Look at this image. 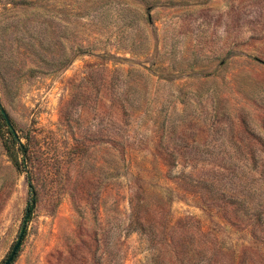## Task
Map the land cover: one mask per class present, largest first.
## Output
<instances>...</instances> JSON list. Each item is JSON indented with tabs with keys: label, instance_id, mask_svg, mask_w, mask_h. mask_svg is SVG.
<instances>
[{
	"label": "rangeland",
	"instance_id": "rangeland-1",
	"mask_svg": "<svg viewBox=\"0 0 264 264\" xmlns=\"http://www.w3.org/2000/svg\"><path fill=\"white\" fill-rule=\"evenodd\" d=\"M0 264H264V0H0Z\"/></svg>",
	"mask_w": 264,
	"mask_h": 264
},
{
	"label": "water",
	"instance_id": "water-1",
	"mask_svg": "<svg viewBox=\"0 0 264 264\" xmlns=\"http://www.w3.org/2000/svg\"><path fill=\"white\" fill-rule=\"evenodd\" d=\"M1 112L7 122V125L10 129H12L14 132V128H13V125L11 123V120L8 116V114L6 113V111L2 108L1 109ZM16 133V132H15ZM33 198H35V193H33ZM36 206V202L33 201L32 204H31V208H28L27 210V213H26V216H25V221H24V224L22 226V229H21V232H20V235H19V238H18V241L17 243L15 244V246L13 247L9 257L5 260V262L3 264H13L18 256V253L22 247V243H23V240H24V237H25V234H26V230H27V220L29 219V217L31 216L32 212H33V209L35 208Z\"/></svg>",
	"mask_w": 264,
	"mask_h": 264
},
{
	"label": "trees",
	"instance_id": "trees-1",
	"mask_svg": "<svg viewBox=\"0 0 264 264\" xmlns=\"http://www.w3.org/2000/svg\"><path fill=\"white\" fill-rule=\"evenodd\" d=\"M1 109H2V106H1V104H0V119H1L3 122H4V121L6 122L4 116H3L2 112H1ZM6 124H7V123H6ZM7 126H8V125H7ZM9 133L11 134L12 141H13L14 143L19 144V145L22 147L23 152H26V151H27V148H25V146H23V145L21 144V142H20L19 138L17 137L16 133H15L12 129L9 130ZM29 185H30V189H31V192H32V196H33V193H35V192H34V190H33L34 188H33V185H32V183H31V181L29 182ZM33 201H35V198H33ZM33 201H32V202H33ZM29 208H31V206H30ZM30 219H31V216H30L29 219L27 220V224H28V222L30 221ZM24 221H25V219H24Z\"/></svg>",
	"mask_w": 264,
	"mask_h": 264
}]
</instances>
